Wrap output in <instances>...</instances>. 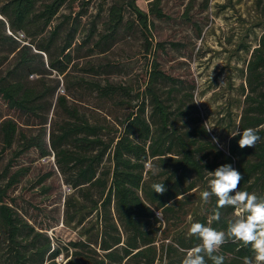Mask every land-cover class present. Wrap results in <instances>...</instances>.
Segmentation results:
<instances>
[{
	"label": "trees",
	"instance_id": "trees-1",
	"mask_svg": "<svg viewBox=\"0 0 264 264\" xmlns=\"http://www.w3.org/2000/svg\"><path fill=\"white\" fill-rule=\"evenodd\" d=\"M254 5L262 29L254 45L239 43L248 53L237 87L241 106L238 117H225L222 143L207 131L192 92L179 96L175 78L161 67L163 43L153 33L155 19L168 17L161 0H147V9L137 0L110 1L105 32L95 38L91 28L79 43L74 35L83 26V7L77 0H0V98L14 111L0 120L1 150L11 153L0 163V264H182L200 243L189 235L192 223L226 231L235 218L229 206L208 224L216 207L215 197L205 204L200 196L210 190L208 172L230 164L243 175L241 191L264 196V0ZM130 31L143 39L138 87L90 73L107 70L110 61L97 69L89 61L88 73L72 77L79 58L104 53L117 34ZM73 83L98 99L129 98L133 91L137 100L122 119L107 117L113 115L108 109L104 117H89L71 92ZM246 128L256 129L260 140L241 149L240 136L231 134ZM30 149L53 155L55 169L38 182L58 172L69 187L61 219L75 238L35 224L10 195L30 170L15 160ZM154 183L167 191L154 192ZM217 254L224 264L254 259L251 246L231 240Z\"/></svg>",
	"mask_w": 264,
	"mask_h": 264
},
{
	"label": "rangeland",
	"instance_id": "rangeland-1",
	"mask_svg": "<svg viewBox=\"0 0 264 264\" xmlns=\"http://www.w3.org/2000/svg\"><path fill=\"white\" fill-rule=\"evenodd\" d=\"M85 1L77 0V4L83 7V26L74 35L75 43L84 39L91 28L94 29L95 38L99 32H105L103 25L107 20L108 4L112 0ZM137 3L147 9V0H137ZM161 5L168 17L155 19L153 27L155 38L163 43V50L157 52L161 67L175 78V85L180 87L177 92L179 96L187 91L192 92L200 117L208 128H212L210 133L216 137L220 135V142L223 143L227 134L225 117H238L241 106L242 97L237 87L243 79L241 68L248 53L240 48L239 43L244 41L254 45L262 29L255 25L258 9L254 0H161ZM62 11H67V7ZM126 15L130 17V12L127 11ZM142 44L143 39L138 32L117 34L104 53L79 58L78 65L72 70V77L88 73L89 61L95 65V69L102 61H110L112 65L107 70L90 73L102 81L108 78L112 82L136 88L141 84L144 73V59L139 54L142 53ZM86 49L84 46L80 51ZM191 85L193 88H190ZM72 86L71 92L80 97L82 110L89 117H104L108 109L113 115L107 117L122 119L130 105L137 100L133 91L129 98L103 100L85 86L83 89L75 83ZM8 114H14V111L0 98V120ZM1 147L0 142V163H5L11 153L10 150L2 152ZM53 162V155L43 158L35 149L20 155L15 163L17 166L27 165L30 170L10 195L15 197L20 209L35 224L47 227L55 236L67 240L76 237L75 229L64 225L61 219L69 187L58 172L38 182L41 175L51 168L55 169Z\"/></svg>",
	"mask_w": 264,
	"mask_h": 264
},
{
	"label": "clouds",
	"instance_id": "clouds-1",
	"mask_svg": "<svg viewBox=\"0 0 264 264\" xmlns=\"http://www.w3.org/2000/svg\"><path fill=\"white\" fill-rule=\"evenodd\" d=\"M208 128L207 131H211ZM239 135L238 145L241 149L245 147L254 148L260 140L257 130L246 128L242 132L236 129L231 136ZM214 143L218 140L214 137ZM199 159V157H198ZM149 167H152L151 165ZM155 169L153 174L157 171ZM211 177L209 189L200 193L202 201L207 204L213 197L216 198V207L209 217L208 224L219 221L220 209L232 207L235 209V218L228 223L227 230H217L200 222H194L189 229V235L195 236L200 243L187 251L182 264H207L205 257L212 261V264H224L225 257L217 253L229 240L233 243L251 246L254 259L243 258V264H264V196L240 190V182L243 175L230 164L217 167L214 171L208 172ZM154 192L164 194L167 189L164 183H154ZM157 212V216L159 217Z\"/></svg>",
	"mask_w": 264,
	"mask_h": 264
},
{
	"label": "water",
	"instance_id": "water-1",
	"mask_svg": "<svg viewBox=\"0 0 264 264\" xmlns=\"http://www.w3.org/2000/svg\"><path fill=\"white\" fill-rule=\"evenodd\" d=\"M22 34V33H21ZM63 88V86H61V89Z\"/></svg>",
	"mask_w": 264,
	"mask_h": 264
}]
</instances>
